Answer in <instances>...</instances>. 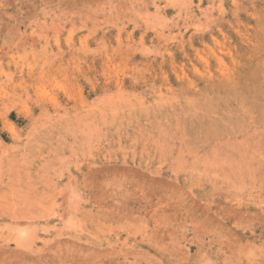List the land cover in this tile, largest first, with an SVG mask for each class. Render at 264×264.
<instances>
[{
	"label": "rangeland",
	"instance_id": "rangeland-1",
	"mask_svg": "<svg viewBox=\"0 0 264 264\" xmlns=\"http://www.w3.org/2000/svg\"><path fill=\"white\" fill-rule=\"evenodd\" d=\"M0 264H264V0H0Z\"/></svg>",
	"mask_w": 264,
	"mask_h": 264
}]
</instances>
